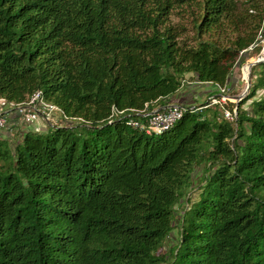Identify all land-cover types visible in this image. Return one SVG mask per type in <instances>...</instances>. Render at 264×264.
<instances>
[{
  "label": "trees",
  "instance_id": "trees-1",
  "mask_svg": "<svg viewBox=\"0 0 264 264\" xmlns=\"http://www.w3.org/2000/svg\"><path fill=\"white\" fill-rule=\"evenodd\" d=\"M263 27L264 0H0V96L40 89L87 120L0 133V264H264V61L223 103L234 119L210 104L159 133L106 121L181 79L229 84Z\"/></svg>",
  "mask_w": 264,
  "mask_h": 264
},
{
  "label": "built area",
  "instance_id": "built-area-1",
  "mask_svg": "<svg viewBox=\"0 0 264 264\" xmlns=\"http://www.w3.org/2000/svg\"><path fill=\"white\" fill-rule=\"evenodd\" d=\"M261 30L257 31V36L260 37ZM260 39V38H259ZM255 45V42L250 43L247 49H250ZM264 50V46L261 49V53ZM243 78V74L241 73ZM196 83L197 79H181L180 85L184 83ZM228 84H216L217 90L214 93L207 95L206 104H184L178 101H169L167 103L157 105L152 108L147 107V102H144L141 107H126L117 108L114 104L110 107V113L106 117L107 122H111L116 118H124L126 124L136 128L145 133H159L168 127H170L182 114L184 110L196 111L200 110L210 104H218L222 108V114L224 117L234 119L235 107L231 110L223 106V103L232 101L234 103V97L229 94ZM14 114L18 117L22 123H29L35 119H41L44 125L60 126L71 125L73 121L82 120V118H74L65 115L60 107L56 104L47 101L42 96L40 89H35L30 93L28 98L23 101L9 100L3 96H0V130L6 126L11 120V115Z\"/></svg>",
  "mask_w": 264,
  "mask_h": 264
},
{
  "label": "rangeland",
  "instance_id": "rangeland-1",
  "mask_svg": "<svg viewBox=\"0 0 264 264\" xmlns=\"http://www.w3.org/2000/svg\"><path fill=\"white\" fill-rule=\"evenodd\" d=\"M239 1H244L245 0H239ZM246 7H249L248 3H245ZM168 21L170 23H179L182 22L184 23V25L186 26L185 29V34L186 35H190L192 30L189 26V23L187 21V17L183 16L180 17L179 14H177L176 12H173L169 15V19ZM264 27L261 30V33L263 32ZM260 38V39H259ZM256 42H261V46L258 49V51L254 54H251L253 51L252 50H248L247 51H243L242 53H240L237 57V62L234 64V66L231 69V72L229 74V78L230 81H236L235 84H233L232 89H229V94L230 95H238L241 93V91L244 88V80L241 77V66L242 64L248 60V58L252 57V56H260V55H264V50L262 51V53L260 52L262 47L264 46V34L260 35V37H258V40ZM244 65V64H243ZM243 70V68H242ZM188 75V74H187ZM227 85V86H228ZM180 88V87H179ZM217 90L216 86L209 84V83H205V84H187L185 83L184 86H182L180 89L176 90L174 93L171 94V98H175V99H179V97H182V102L185 104H189V103H193V104H199L201 102L206 101L207 95L210 93H214ZM247 92L244 93L243 97L246 95ZM233 97V96H231ZM244 106H246V104H243ZM35 122H37L38 124H41V126L44 124L43 121L41 119H35ZM44 127V126H42ZM199 170V167L195 166L193 171H192V175L197 172ZM195 189V188H193ZM191 189L188 193L190 194V197H194L196 194V190ZM257 194L259 196H264V188H261L257 191ZM184 204H187L184 202ZM175 209L176 211L180 210V205L178 206L177 204H175ZM178 220V214H176L175 216V221ZM177 232H176V228H172L169 237H167L164 241V244L162 246V248L160 249V251H164L165 248H167L168 244H170L172 241H174L176 239Z\"/></svg>",
  "mask_w": 264,
  "mask_h": 264
},
{
  "label": "crops",
  "instance_id": "crops-1",
  "mask_svg": "<svg viewBox=\"0 0 264 264\" xmlns=\"http://www.w3.org/2000/svg\"><path fill=\"white\" fill-rule=\"evenodd\" d=\"M236 81H230L229 84H230V87L233 86V84H235ZM200 84H205V83H200ZM182 97H179V99H175V98H171V95L165 97V102L164 103H167L169 101H178V102H181L183 103L182 101ZM164 103H161V104H164ZM159 104V105H161ZM185 104V103H184ZM157 106V105H156ZM11 123H8V126L4 127L0 133H11L12 137H15L16 135H18V132L20 130H24V129H27V128H40L41 127V124H38L37 122L35 121H32L28 124L26 123H22L21 121H19L18 117H16L14 114L11 115V120L9 121Z\"/></svg>",
  "mask_w": 264,
  "mask_h": 264
},
{
  "label": "water",
  "instance_id": "water-1",
  "mask_svg": "<svg viewBox=\"0 0 264 264\" xmlns=\"http://www.w3.org/2000/svg\"><path fill=\"white\" fill-rule=\"evenodd\" d=\"M260 61H264V55L256 56L254 59H252L251 61H248V62L246 60L243 63V64H245L247 62V64H246L247 65V69H246L245 75H244L243 70H242V67H243V64H242L241 73L243 74L244 88H243V90L241 91L240 94H238V95H230V96L234 97L235 106L238 104V101L243 97L244 93L248 91L249 84H250L249 72H250L251 65H253V64L257 63V62H260Z\"/></svg>",
  "mask_w": 264,
  "mask_h": 264
},
{
  "label": "bare ground",
  "instance_id": "bare-ground-1",
  "mask_svg": "<svg viewBox=\"0 0 264 264\" xmlns=\"http://www.w3.org/2000/svg\"><path fill=\"white\" fill-rule=\"evenodd\" d=\"M247 62H248V61H247ZM247 62H246V63L243 65V67H242V68H243V73H244V75H245V73H246V69H247V65H246Z\"/></svg>",
  "mask_w": 264,
  "mask_h": 264
}]
</instances>
